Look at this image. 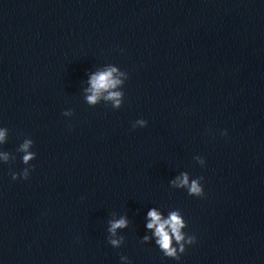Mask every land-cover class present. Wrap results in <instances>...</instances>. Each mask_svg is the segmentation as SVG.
<instances>
[{
	"label": "water",
	"instance_id": "water-1",
	"mask_svg": "<svg viewBox=\"0 0 264 264\" xmlns=\"http://www.w3.org/2000/svg\"><path fill=\"white\" fill-rule=\"evenodd\" d=\"M110 66L120 108L89 105ZM3 128L0 264H264V0H0ZM153 207L196 238L179 260L141 242Z\"/></svg>",
	"mask_w": 264,
	"mask_h": 264
},
{
	"label": "clouds",
	"instance_id": "clouds-1",
	"mask_svg": "<svg viewBox=\"0 0 264 264\" xmlns=\"http://www.w3.org/2000/svg\"><path fill=\"white\" fill-rule=\"evenodd\" d=\"M125 73L119 72L116 67H108L104 71H98L92 73L88 78L89 87L85 89V92L90 93L86 96V100L89 105H95L102 97L106 100L113 101V107L120 108L121 97L123 93L120 91H113L119 85L123 83L119 76H123ZM106 93V95H104ZM71 110L65 111L64 116L71 115ZM146 121L143 119L137 120L133 123L132 127L135 129L138 126H146ZM8 131L6 128L0 130V144L5 142V132ZM226 134V133H222ZM33 146V141L31 139H25L22 144H20L18 151L24 153L22 156V163L27 165L29 161L35 159L36 154L29 151V148ZM3 155L5 161L8 160V153H0ZM194 159L198 160L201 166L204 165L205 161L202 157L196 156ZM29 174V168H24L20 177L27 179ZM12 179H17V174L12 173ZM203 177L190 179L187 172H181L175 179L170 180L169 184L172 188L176 189H186L189 196L203 197L204 192L201 185V180ZM146 230H150L152 235H144L141 242L147 243L150 240H154L156 246L167 258L174 260L180 259V254L185 252V246L191 245L196 242V238L191 235H187L183 229L187 227L186 221L181 215L180 211L171 210L168 212L166 218L164 215L158 211L155 207L148 210L146 214ZM108 243L113 248H119L124 242V237H117L118 229H125L128 227V218L122 215L119 219L108 220ZM115 237V238H114ZM122 264H131L126 256L120 257Z\"/></svg>",
	"mask_w": 264,
	"mask_h": 264
}]
</instances>
